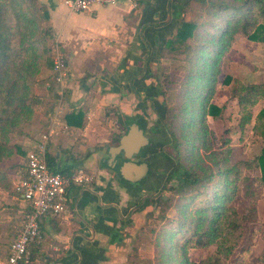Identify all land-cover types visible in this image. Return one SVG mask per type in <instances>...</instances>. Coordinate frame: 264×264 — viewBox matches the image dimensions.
I'll use <instances>...</instances> for the list:
<instances>
[{"label": "crops", "instance_id": "1", "mask_svg": "<svg viewBox=\"0 0 264 264\" xmlns=\"http://www.w3.org/2000/svg\"><path fill=\"white\" fill-rule=\"evenodd\" d=\"M46 1L53 41L64 47L70 72L62 119L67 123L66 113L84 111L82 126L67 123V131L51 137L48 159L67 171L83 167L94 179L88 186L69 187L63 214L41 218L42 237L30 247L32 264H135L131 253L135 232L143 223L139 216L157 204L154 196L161 194L175 164L166 150L164 129L147 128L145 117L162 111L150 101L160 93L161 47L176 32L184 0H138L137 6L121 0L81 12L70 11L62 0ZM35 83L34 104L46 109L49 117L47 99L53 86L58 90L53 67ZM131 122L141 124L150 138L141 149V160L150 164L143 178L159 176L155 186L152 177L124 180L108 161L110 146L119 142ZM22 173L26 175V168ZM18 174L20 180L23 176ZM16 185L12 191L5 189L8 194L2 200L6 198L5 206L20 218L25 201Z\"/></svg>", "mask_w": 264, "mask_h": 264}, {"label": "rangeland", "instance_id": "2", "mask_svg": "<svg viewBox=\"0 0 264 264\" xmlns=\"http://www.w3.org/2000/svg\"><path fill=\"white\" fill-rule=\"evenodd\" d=\"M21 1L23 3L18 10L21 13L25 10L28 14L30 12V16H35V21L33 23L24 21L22 33L16 36L13 42L15 44L25 42L28 47L29 36L32 40L43 39V42L34 43L33 48L28 47L19 58L8 62L10 67L7 74L18 82L15 91L17 106H19L18 98L24 91V77L34 75L36 82L37 77L44 75L48 67H53V45H55L52 35L47 32L49 18L40 5V2H44L49 11L47 1L36 0L32 5L31 0ZM214 1L240 4L242 0ZM183 16L187 19H197L199 22L211 18L216 23L228 18V12L215 14L213 10H208L207 2L205 4L195 2L187 8ZM12 21L16 22L13 17ZM216 30L215 28L206 29V26L201 27L195 41V44L197 42L195 51L188 58L182 53L183 51L178 56L169 58L162 56L160 51L163 57L159 60L158 66L159 73H162L158 89L160 93L156 100L150 102L153 106H158L160 110L163 109V112L166 110L168 114L166 113V119H162L159 113L153 111L146 114L145 119L147 128L156 126L164 129L167 139L166 150L169 153L173 147L166 123H170L180 144L183 163L197 173H212L216 180L222 182L224 176L217 175L218 169L242 161H253L264 147V115H260L264 107V99L255 105L252 121L242 127L238 102L230 96L229 86L224 83L227 75L245 82H264V42L237 34L230 46L215 57L218 38ZM31 31L34 33H32L33 36ZM47 78H50V75ZM206 92L212 94L209 103L223 107L220 117L215 118L205 114V99L202 95ZM36 105L33 103L32 109L24 108L18 116L15 115L16 125H10V127L0 125V260L6 259L9 245L16 236L23 219V216L18 218L19 215H15L14 210L5 206L7 200L6 198L2 200V197L8 194V190H14L19 180V174L16 175V172L20 171L23 176L22 170L26 168L27 153L49 126L50 116L48 117L47 110ZM21 119L25 121L19 124ZM22 127L24 130H21ZM152 148L156 149L155 146ZM22 149L26 151V154L22 153ZM239 166V170L231 173L234 186L231 191L233 199L227 203L232 222L239 224L235 237L232 238L236 248L227 264L253 262L256 257L264 253V191L256 181L261 176V170L259 166L249 167L243 164ZM151 179L152 185L158 184L159 176ZM212 188L209 185L205 187V190ZM251 192L256 195L258 219L244 224L242 215L246 211ZM168 194L166 191L164 196ZM159 196H154V200H158ZM200 206L199 198H194L187 212H179L172 207L168 210L169 217L161 221L154 218L159 208L156 204L151 205L148 211L139 216V222L143 223L135 232L136 241L131 253L133 254L132 262L135 264H186L187 257L190 261H199L213 254L217 250L216 243L195 246L191 232L182 231V228L186 226H194L196 222L193 221L196 218L202 220L204 227L209 222L205 216L199 217ZM234 212L237 214L235 215ZM8 213L11 215L8 216ZM223 217L224 214L220 216L221 219ZM11 218H13L12 221L8 222ZM182 222L186 226L180 227Z\"/></svg>", "mask_w": 264, "mask_h": 264}, {"label": "trees", "instance_id": "3", "mask_svg": "<svg viewBox=\"0 0 264 264\" xmlns=\"http://www.w3.org/2000/svg\"><path fill=\"white\" fill-rule=\"evenodd\" d=\"M34 1L36 0H31L30 4L32 5ZM195 2L202 4L207 2L208 10H213L215 14L228 12V18L215 23L211 18L199 22L197 19H187L185 16H182L176 32L165 40L161 50L162 56L167 58L176 57L183 51L182 53L187 58L190 57L191 53L195 51V46L197 45L195 41H197L199 31L203 26H206V29H217L216 34L218 38L216 40V52H214L215 57L219 56L222 51L230 46L237 34H243L251 40L264 42V0H242L240 4H230L214 0H184L181 3V12L186 13L187 8ZM22 3L23 1L21 0H0V125H9V127L10 125H16L17 122L14 120V116H18L20 111H23L24 108L32 109L35 98L32 85L35 82L34 78L36 76L24 77V91L18 98L19 106H17L15 104V91L18 82L7 74L10 67L8 62L19 58L21 53L24 50L26 51L28 47L33 48L34 43L43 42V39L32 40L31 36L27 38L29 42L28 47L25 42L22 44H15L13 42L14 38L22 33L24 21L32 23L35 21V16H30V12L28 14L24 9L25 12L21 13L18 10V7ZM40 5L44 8L47 18H49V11L45 3L40 2ZM12 17L16 22L12 21ZM47 32L49 35L51 34L49 28ZM30 33L32 34L33 31ZM224 83L229 86L230 96L238 102L240 125L244 127L252 121L255 105L264 99V82H245L237 77L227 75L224 78ZM51 90L53 91V95L47 99V103L50 106L49 112H52L54 109L58 98L57 89L53 86ZM207 94L206 92L202 95L204 96L203 99H205V114H209L215 118L220 117L223 107L209 103L212 99H210L212 94ZM166 113L167 111L164 110L163 112L162 109L159 116L162 119H166L168 114ZM260 115H264V107L261 109ZM64 118L70 125L82 126L84 124V111L79 110L66 113ZM25 119H21L19 124L24 123ZM166 129L171 137L173 148L170 150V153L175 160V164L167 173L161 185V194L156 204V207L159 208L158 214L154 215V218H158L161 221L167 219L169 217L168 210L172 207H175L179 212H187L190 202L194 201V198H199L201 205L198 209L199 217L205 216V219H208L209 222L204 227L202 226V220L196 218L193 221L196 222L194 226H186L184 224L185 221L179 226H186V228H182L183 232H191L195 246L216 243L217 250L199 261H190L187 257L185 260L186 264H227L236 248L232 238L235 237L236 229L239 225L238 222H232L228 211L230 208L227 205L233 199L231 191L234 189V186L232 185L231 173L234 170H239V164L249 167L259 166L261 176L256 181L264 191V147L253 161H242L232 166L227 165L218 169L217 175L224 176L222 182H220L216 180L215 175L212 173L200 174L188 168L182 161L180 144L175 137V131L168 122L166 123ZM21 130H24L23 127ZM22 153L26 154V151L22 149ZM51 159L50 157L49 165L54 171H67ZM72 171L69 170L64 173ZM209 185L213 188L208 191L205 190V187ZM166 191L169 194L164 196ZM222 214H224V217L221 219L220 216ZM234 214L236 215L237 212H234ZM242 219L244 224L255 222L258 219L257 200L254 192H251L249 196L246 211L242 215ZM222 220L225 222H221ZM246 264H264V253L256 257L253 262Z\"/></svg>", "mask_w": 264, "mask_h": 264}, {"label": "built area", "instance_id": "4", "mask_svg": "<svg viewBox=\"0 0 264 264\" xmlns=\"http://www.w3.org/2000/svg\"><path fill=\"white\" fill-rule=\"evenodd\" d=\"M121 0H62L72 12L88 11L94 5L116 4ZM137 6L138 0H126ZM53 45V79L58 85V98L50 114L48 130L42 133L26 156V175L16 185L25 201L23 219L16 237L10 244L6 259L1 264H32L30 247L42 237L40 220L43 216H59L67 210L68 189L73 185L88 186L94 176L80 167L70 173L54 171L49 165L48 145L54 134L67 131L62 119L68 77L67 54L61 43Z\"/></svg>", "mask_w": 264, "mask_h": 264}, {"label": "water", "instance_id": "5", "mask_svg": "<svg viewBox=\"0 0 264 264\" xmlns=\"http://www.w3.org/2000/svg\"><path fill=\"white\" fill-rule=\"evenodd\" d=\"M150 138L145 134L141 124L131 122L120 136L116 145L110 146L109 163L116 166V171L128 182L140 181L148 172L150 164L147 161L135 160L141 149L148 146Z\"/></svg>", "mask_w": 264, "mask_h": 264}, {"label": "flooded vegetation", "instance_id": "6", "mask_svg": "<svg viewBox=\"0 0 264 264\" xmlns=\"http://www.w3.org/2000/svg\"><path fill=\"white\" fill-rule=\"evenodd\" d=\"M142 158H145V156L144 157H142V155H141V153H140V155L138 156V158L137 159H139V160H141ZM141 161H144V160H141ZM114 169L116 170L117 168H116V166L114 167ZM149 173V172H148ZM149 177H154V175L152 174H150L147 178H149ZM147 178H143V179H141L140 181H143V180H145V179H147Z\"/></svg>", "mask_w": 264, "mask_h": 264}]
</instances>
